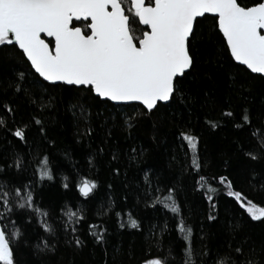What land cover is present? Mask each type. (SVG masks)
Segmentation results:
<instances>
[{
  "label": "snow or ice",
  "instance_id": "snow-or-ice-1",
  "mask_svg": "<svg viewBox=\"0 0 264 264\" xmlns=\"http://www.w3.org/2000/svg\"><path fill=\"white\" fill-rule=\"evenodd\" d=\"M205 28L211 36L220 39L222 56L236 73L230 82L231 92L241 101L238 109L221 106L215 119L209 120L205 113V122L216 128L231 117L232 126L248 134L245 143L236 141L238 151L251 162L245 179L249 190L264 193V111L254 116L245 95L253 79L264 81V0H0V60L23 65V70L15 71L10 78H0V141L3 143L0 207L6 210L0 217V264H19L17 246L21 242L29 243L22 240L20 222L25 226L35 223L44 233L55 235V229L48 223L49 211L42 206V197L38 200L37 186L45 179L53 181L59 174L63 189L75 193L64 200L62 207L57 205L67 217L66 220L57 217L63 220L61 229L67 230L71 222L80 224L85 220L84 215H78L87 211L77 206L81 197L89 209L103 199L98 191L99 180L91 176V171L81 174L83 168L72 163V152L64 150L63 159L55 157L53 150H59L56 137L43 117L52 104L51 96L44 99L48 90L73 93L76 102L69 109L77 144L94 139L92 108L95 106L103 105L106 110L109 104L112 107L139 104L145 117L155 116L163 108L179 106L191 115L196 97L189 84L197 67L196 44ZM41 88L44 91H38ZM136 119L133 112L124 117L121 125L131 128ZM110 136L108 132L101 146L85 154L84 164L89 170L104 152L102 144ZM177 140L186 150L183 158L176 155L171 158L176 170L172 178H157L156 186H152L149 178L143 193L146 204H158L161 211L166 209L172 214L174 228L182 239L178 244H170L164 254H156L153 247L159 249L164 245L154 233L149 236L146 254L138 259V264H170L171 260L175 264H261L257 253L264 255V241L257 247L249 236L238 234V223L229 222L226 245L213 249L194 244L193 228L183 219V206L178 202V184L182 180L177 177L193 175L194 190L199 189L212 208L217 204L214 195L233 198L232 203L238 205L235 211L239 220L251 218L264 222V199L254 202L244 190H236L230 173L202 174L205 158L198 149L199 137L190 130L180 131ZM33 144L42 149V154L41 151L32 154ZM25 145L30 150L21 155L18 149ZM132 151L135 153V149ZM25 161L29 166L34 165L31 179L25 175L28 172ZM223 164L227 169L228 161ZM111 171L118 175L120 169ZM9 184L14 186L4 191ZM107 189L111 190L112 185H107ZM113 203L109 199V204ZM97 212L100 216L105 214L102 206ZM17 213L21 214L18 220ZM114 215L119 217L122 212L114 211ZM208 219L216 217L209 215ZM5 220L7 224L3 223ZM125 226L119 224L120 228ZM127 226L140 229L142 224L129 213ZM84 227L94 245L107 243V229L93 231L94 224ZM156 227L160 233L169 231L167 224L152 225ZM71 232L75 234L78 229L72 227ZM36 239L39 243L31 245L34 254L55 251L53 244L40 233ZM66 242L74 251L86 246L79 235L68 238L66 234Z\"/></svg>",
  "mask_w": 264,
  "mask_h": 264
},
{
  "label": "trees",
  "instance_id": "trees-1",
  "mask_svg": "<svg viewBox=\"0 0 264 264\" xmlns=\"http://www.w3.org/2000/svg\"><path fill=\"white\" fill-rule=\"evenodd\" d=\"M196 48L195 78L191 79L189 84L196 97V104L191 115L179 106L163 108L157 115L147 117L142 115L144 110L138 104L115 107L109 104L106 110L103 105L95 106L92 108L94 139L77 144L74 118L69 109V105L76 102L73 93L61 89L48 90L44 99L47 100L51 96L52 104L43 112V117L56 137L59 150H53L55 157L63 159L64 150L72 152V163L83 168L81 174H88L91 171V176L99 180L98 191L103 195V199L98 200L89 209V205L85 204L84 198L81 197L77 206L87 211L78 215H84L85 220L80 224L71 222L67 230L61 229L60 225L67 217L63 216L57 205L62 207L64 200L73 197L75 193L63 189L59 174L53 181L45 179L37 186L38 200L42 197V206L49 211L48 223L55 229V235L44 233L43 229L35 223L25 226L24 222H20L18 226L24 232L22 240L27 239L29 243L21 242L17 246L19 264H138V259L146 254L149 236L154 233L164 245L159 249L153 247L156 254L162 255L170 244H178L182 237L174 228L172 214L166 209L161 211V206L158 204L151 202L146 204L143 189L149 178H151L152 186H156L157 178L162 180L172 178L176 170L173 168L171 158L173 155L183 158V151L186 150V147L184 149L180 147V142L177 140L178 133L183 130H190L193 135L199 137L198 149L205 158V172L202 174L230 173L229 178L234 180L236 190H244L249 198L254 199V202L264 199V193L249 190L245 178L251 162L238 151L236 145L237 140L245 143L248 134L233 127L230 123L231 117L225 118L216 128H211L204 119L205 113L208 114L209 120L217 118L219 108L223 105H231L234 109H238L241 101L230 89V82L235 78L236 73L231 70L226 57L222 56L219 37L211 36L207 28L196 44ZM22 70L23 65L11 60H0V78H10L15 71ZM252 75L258 76V74ZM38 91H44V89L41 88ZM245 95L248 96L247 104L254 116L264 111V81L259 78L253 79L250 91L246 90ZM133 112L136 113L137 118L133 127L122 126L121 121L124 117ZM108 132H111V136L102 144L104 152L96 158L94 168L89 170L84 164L85 154L90 149L101 146L100 142ZM31 135L32 133L30 137ZM2 146L3 143L0 141V147ZM29 150L27 145L18 149L21 155ZM31 151L33 155L37 151H41L42 154V149L35 144L32 145ZM134 154L135 159L132 158ZM225 160L228 161L227 169L223 164ZM25 165L28 166V172L25 175L31 179L34 165L29 166L27 161ZM112 168H119V174H114L111 171ZM36 178L39 179V176L37 175ZM177 179L182 180V183L178 184V202L183 206V219L193 228L192 238L197 247L205 244L215 249L217 246L226 245L229 239L227 229L230 221L232 224L238 223L240 225L238 234L244 233L249 236L257 247L261 241H264V222L251 220V218L237 219L239 213L235 209L238 205L232 203L233 198L226 197L224 194L214 195L217 204L215 208H212L202 192L199 189L194 190L193 175L183 174ZM109 184L112 185L111 190L107 189ZM13 186L9 184L4 191H8V188ZM124 197L127 199L125 200ZM109 199L114 203L110 205ZM69 202L72 203L71 200ZM101 206L105 212L103 216L98 215L97 212ZM114 211H121L122 215L116 217ZM129 213L141 221L140 229L127 226ZM5 214V208L0 207V217ZM20 215L17 213L15 219L18 220ZM209 215L215 216L216 219H208ZM57 217H63V220ZM3 223L7 224L8 221L5 220ZM120 223H125V228H120ZM85 224H94L93 231L101 227L107 229V243L103 246L94 245L90 233L85 234L88 232V229L84 227ZM164 224L168 225V232L160 233L159 227L152 228V225L163 226ZM8 226L11 228V224ZM72 227H76L78 232L73 234ZM37 233L53 244L54 252L34 254L31 245L39 243L36 239ZM66 234L68 238L79 235L85 240L86 246L74 251L66 242ZM257 256L261 264H264V255L257 253ZM170 264H175V260H171Z\"/></svg>",
  "mask_w": 264,
  "mask_h": 264
},
{
  "label": "water",
  "instance_id": "water-1",
  "mask_svg": "<svg viewBox=\"0 0 264 264\" xmlns=\"http://www.w3.org/2000/svg\"><path fill=\"white\" fill-rule=\"evenodd\" d=\"M49 40L51 39V38H48ZM130 105V104H129ZM139 105V104H138Z\"/></svg>",
  "mask_w": 264,
  "mask_h": 264
}]
</instances>
